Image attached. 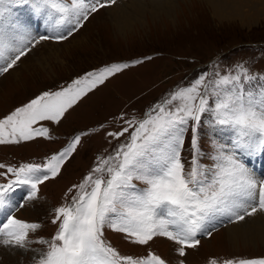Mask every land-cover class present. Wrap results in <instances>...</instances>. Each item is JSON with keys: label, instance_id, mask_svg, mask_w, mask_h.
I'll use <instances>...</instances> for the list:
<instances>
[{"label": "snow or ice", "instance_id": "1", "mask_svg": "<svg viewBox=\"0 0 264 264\" xmlns=\"http://www.w3.org/2000/svg\"><path fill=\"white\" fill-rule=\"evenodd\" d=\"M116 3L0 0V79L10 75L42 41H66L86 27L91 17ZM22 6L29 7L34 17L44 18L50 35L34 36L28 26L13 18V8ZM128 66L106 65L16 107L0 118V144L50 138L42 122L59 123L82 97ZM254 81H264V76L250 74L242 64L234 73H216L207 81L201 74L154 105L143 119L135 123L125 120L127 127L108 135L119 138L131 128L127 142L112 155L98 158L92 172L68 190H76L71 201L55 209L52 223H58V229L51 242L43 237L30 240V232L38 230L40 224L8 214L0 224V245L31 251H36L28 248L32 243L46 245L35 264H167L151 251L139 258L121 255L104 239V229L108 228L141 246L154 238H167L177 245L175 251L182 258L179 264H184L187 250L197 248L200 237H211L217 222L237 224L264 213V179H258L244 160L264 155V84L254 87ZM205 115L213 127L233 132L230 144L213 141L209 166L200 163L198 129ZM189 129L192 155L191 166L186 169L181 151ZM86 135L74 136L43 164H0V169L6 168L0 176H12L0 183V209L10 213L17 206L10 197L21 187L26 189L25 201L37 199L38 185L60 174L81 136ZM133 181L144 186L138 187ZM224 264H264V258L225 260Z\"/></svg>", "mask_w": 264, "mask_h": 264}, {"label": "rangeland", "instance_id": "2", "mask_svg": "<svg viewBox=\"0 0 264 264\" xmlns=\"http://www.w3.org/2000/svg\"><path fill=\"white\" fill-rule=\"evenodd\" d=\"M133 1L140 6L137 7L141 9L140 13L130 5ZM169 2L162 7H154L149 0H117L116 9L131 14L130 17L125 16V21L113 23L111 18L116 14L115 7L107 8L91 17L86 27L66 41H42L30 55L22 58L10 75L0 79V118H3L41 92L59 90L87 72L114 63L129 65L82 97L59 123L42 122L48 127L50 138L36 137L19 144H0V164L13 167L43 164L48 157L65 148L74 136L87 133L81 136L80 144L61 167L60 174L38 185L37 199L25 201L27 193L23 187L21 193L19 188L12 193L19 192L18 199L10 198L17 206L10 213L6 212L7 215L41 226L30 232V240L43 237L51 242L58 229V223H52L55 209L71 201L76 190L71 193L68 190L92 172L98 158L112 155L120 144L127 142L131 128L119 138L108 135L127 127L125 120L135 123L143 119L154 105L174 90L190 85L201 74L207 81L215 78L216 73H234L236 66L242 64L250 74L264 76V0ZM227 3L230 7L226 15L223 12L220 18L213 16L216 13L213 5L224 6ZM18 8L21 10L19 13L12 11L16 20L19 14H23L22 8L25 9L23 6L14 7ZM54 46L58 49L57 58L44 55ZM58 57L63 61H58ZM135 60L141 62L132 63ZM260 84L264 81L253 82L254 87ZM204 121L198 129L202 153L200 163L209 166L213 141L230 144L233 132L213 127L207 115ZM190 144L189 129L181 151L186 169L191 166ZM0 171L6 172V168ZM259 172L255 173L257 178L264 179V170ZM9 178H12L11 174L0 176V183ZM133 183L141 188L144 186L139 181ZM18 203L24 206L19 207ZM2 210L5 212L0 209V224L6 219ZM228 224L221 220L216 223L211 237H200V245L187 250L184 264H211L213 260L216 264H224L225 260L264 258V243L260 237L246 245L241 241L228 243L225 232ZM104 239L121 255L139 258L151 251L167 264H179L182 259L175 251L177 245L164 237L154 238L148 245L141 246L124 239L123 234L105 228ZM0 246L1 249H9ZM28 248L36 251L11 248L14 251L11 256L0 252V264H35V258L46 251V245L42 244L32 243Z\"/></svg>", "mask_w": 264, "mask_h": 264}, {"label": "bare ground", "instance_id": "3", "mask_svg": "<svg viewBox=\"0 0 264 264\" xmlns=\"http://www.w3.org/2000/svg\"><path fill=\"white\" fill-rule=\"evenodd\" d=\"M204 1H210V0H204ZM149 2H151V4L154 5V7H162V6L170 3L169 0H149ZM116 4L118 5V3H116ZM117 5H114L115 8H113V9L115 10L116 14L111 19L114 20L113 23H115V24L119 23L120 24L121 21L122 22L125 21V19H127V17L131 16V14L127 13V12L122 13L121 12L122 10H117L116 9ZM130 5H132L133 7H136V9H134L135 12L138 11L137 13H140L141 9L137 8V7H140L138 4H136L133 1V3H131ZM23 7L25 8V9L22 8L23 11L21 13H23V14L22 15L19 14V16L17 17V20L19 22L25 24L26 26H28L30 31L33 33L32 35L37 36V34L41 33L42 30H45V31L49 32L47 24H46V22H45L43 17H39V18L34 17L31 9L29 7H27V6H23ZM229 7H230V3H227L224 6L221 5V4L213 5L212 9L216 11V13L213 16L220 18L221 17V13H223V12H225V15H226L227 9ZM20 11L21 10H19V8H18V10L13 8V12H15V13H19ZM120 14L124 15V17H117ZM125 16H127V17H125ZM21 19H23V20L21 21ZM29 20H33V22L30 23V22H28ZM55 42H57V41H55ZM56 46L49 48L47 50V53L44 54V55H46V56L52 55L55 58H57L59 53H58V49H56ZM44 55H42V56H44ZM58 61L62 62L63 59L61 57H58ZM245 158L247 159V161H249V163H250V165H251V167H252V169L254 170L255 173H258L259 171L264 170V155L259 156L256 159L247 158V157H245ZM19 191L21 193V189ZM23 191H24V189H23ZM225 232H226V239H227L228 243H230V242L234 243V242H240L241 241L244 245H246V244L251 243L256 237H260L262 239L263 243H264V213H257L253 217L246 218V220L244 222H241V223L228 224L225 227ZM235 245L236 244H234L233 246H235ZM0 252H3L5 254H7V256H11V254L14 251L13 250L11 251V248H9V249H6V248L1 249V246H0Z\"/></svg>", "mask_w": 264, "mask_h": 264}, {"label": "crops", "instance_id": "4", "mask_svg": "<svg viewBox=\"0 0 264 264\" xmlns=\"http://www.w3.org/2000/svg\"><path fill=\"white\" fill-rule=\"evenodd\" d=\"M106 11V9H104Z\"/></svg>", "mask_w": 264, "mask_h": 264}]
</instances>
